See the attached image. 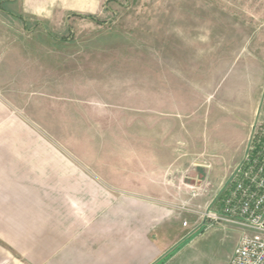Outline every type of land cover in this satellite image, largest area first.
I'll return each instance as SVG.
<instances>
[{
  "label": "rangeland",
  "instance_id": "rangeland-1",
  "mask_svg": "<svg viewBox=\"0 0 264 264\" xmlns=\"http://www.w3.org/2000/svg\"><path fill=\"white\" fill-rule=\"evenodd\" d=\"M50 1L57 4L49 17L25 13L24 26L6 10L10 1L0 0L2 144L20 146V156L26 147L52 146L68 161L92 159L104 172L125 169L131 182L145 167H166L165 179L183 194L162 203L191 233L168 264H228L237 232L224 222L210 224L199 211L208 204L220 210L222 180L244 149L241 134L247 132L246 142L264 128L261 115L244 120L251 116L250 86L263 83L264 74L242 72L249 58L239 52L242 37L264 21V0ZM192 122L215 153L166 152L192 144L173 137L197 131ZM53 155L40 157L57 161ZM215 155L222 163H214ZM191 186L204 190L192 196ZM6 250L0 259L9 264Z\"/></svg>",
  "mask_w": 264,
  "mask_h": 264
},
{
  "label": "crops",
  "instance_id": "crops-1",
  "mask_svg": "<svg viewBox=\"0 0 264 264\" xmlns=\"http://www.w3.org/2000/svg\"><path fill=\"white\" fill-rule=\"evenodd\" d=\"M9 1L11 6L6 10L24 26L27 25L25 13L49 17V9L57 4L50 0L32 3L24 0L19 5L17 0ZM15 4L18 12L14 10ZM34 5L37 8L31 13L29 10ZM0 11L3 17L6 13ZM256 25L259 27H252L242 37L245 47L239 49L240 56L249 58L242 72L264 74L261 60L264 58V21ZM262 76L263 83L250 86L255 91L251 93V116L244 120H252L258 114L264 122ZM192 126L197 131L186 130L179 132L181 136H173L182 141L186 137L192 144L172 146L166 152L182 148L184 152L215 153L217 146L209 148L201 142L205 133L203 129L200 131L199 123L192 122ZM246 134H241L239 139L244 149ZM42 147L38 150L34 146L26 147L23 152L26 155L20 156L17 154L20 146L2 144L0 139V240L3 243H0V254L9 250L6 251L10 256L5 257L9 264H156L173 250L159 263L168 264L179 248L178 241L191 234L180 226L178 213L162 203L177 200L183 194L177 183L165 179L166 167H145L133 174L138 181L131 182L128 179L131 173L125 169L104 172L106 168L98 166V161L72 162L52 146ZM158 149L163 152L162 145H157V152ZM244 149L236 164L242 160ZM35 152L40 155L52 152L58 160L45 161L40 155L36 160ZM214 160L217 164L222 159L215 155ZM228 176L227 173L222 180L224 186ZM112 185H121L122 191L114 192L107 187ZM213 197L215 193L211 200ZM230 226L237 232L235 246L240 232ZM203 227L201 224L197 229ZM0 264L8 263L1 258Z\"/></svg>",
  "mask_w": 264,
  "mask_h": 264
},
{
  "label": "built area",
  "instance_id": "built-area-1",
  "mask_svg": "<svg viewBox=\"0 0 264 264\" xmlns=\"http://www.w3.org/2000/svg\"><path fill=\"white\" fill-rule=\"evenodd\" d=\"M203 190L190 188L192 196ZM220 202L219 211L212 210L208 204L199 215L211 220L210 224L220 221L239 230L228 264H264V128L261 125L252 131L242 160L230 171Z\"/></svg>",
  "mask_w": 264,
  "mask_h": 264
},
{
  "label": "trees",
  "instance_id": "trees-1",
  "mask_svg": "<svg viewBox=\"0 0 264 264\" xmlns=\"http://www.w3.org/2000/svg\"><path fill=\"white\" fill-rule=\"evenodd\" d=\"M172 251H173V250H171V251L168 252L166 255H164L162 258H160V259L156 262V264H159V263H161L162 261H164L165 258H166L167 256H169V255L172 253Z\"/></svg>",
  "mask_w": 264,
  "mask_h": 264
}]
</instances>
